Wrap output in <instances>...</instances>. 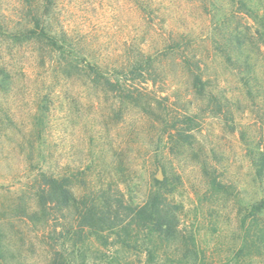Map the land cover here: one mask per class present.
I'll return each mask as SVG.
<instances>
[{
	"label": "rangeland",
	"instance_id": "1",
	"mask_svg": "<svg viewBox=\"0 0 264 264\" xmlns=\"http://www.w3.org/2000/svg\"><path fill=\"white\" fill-rule=\"evenodd\" d=\"M243 1L0 0V78L7 75L0 219L8 264H50L60 244L74 264L83 251L86 264H149L142 240L123 246L103 233L81 246L70 211L52 210L47 222L12 211L20 197L37 209L41 173L70 177L78 193L117 188L134 203L144 201L152 179H167L178 232L168 246L156 244L155 262L182 259L188 249L210 264H264V210L250 216L264 201V0ZM35 17L61 48L12 38ZM233 34L244 42L239 51L229 43ZM180 37L186 41L176 50ZM142 53L156 54L158 69L154 81L137 85L143 102L134 107L84 72V62L111 69ZM182 53L199 71L186 68ZM190 71L201 74L213 102L195 93ZM182 114L196 123L183 147L167 132Z\"/></svg>",
	"mask_w": 264,
	"mask_h": 264
},
{
	"label": "trees",
	"instance_id": "2",
	"mask_svg": "<svg viewBox=\"0 0 264 264\" xmlns=\"http://www.w3.org/2000/svg\"><path fill=\"white\" fill-rule=\"evenodd\" d=\"M242 6H245L243 0H239ZM229 43L237 50H241L244 42L239 35H230ZM16 40H41L46 39L52 47L61 48L57 45L54 35H51L50 29L44 26L41 18L33 19V27L25 28L18 33L12 35ZM185 37H180L174 41L176 50H180L182 42L186 41ZM183 42V43H184ZM186 46V44H185ZM171 48V47H170ZM181 55V62L188 70L191 65L195 66L199 71V66L193 64L192 60ZM229 59V57H228ZM156 54H140L137 58L130 59L124 66H108L98 61L84 62V72L94 85L102 88L104 91L117 92L118 98L127 102L131 107L136 106L139 102H143V95L137 89V85L146 83L150 78L152 81L158 69ZM78 65H76V68ZM192 76V88L195 93L202 99H207L208 103L214 101L213 93L208 89L207 84L202 80L200 73L190 71ZM140 79L138 83L136 80ZM7 81V75L2 74L0 78V86L4 88ZM143 108L150 109L149 102L142 103ZM164 120V119H163ZM38 126L43 125L41 118L36 120ZM195 120L192 116L182 114L178 117H172L168 129L170 139H176L180 146L188 144L189 132L195 126ZM41 184L35 189V199L37 209L25 208L22 197L17 199L15 206L10 208L14 212H23L29 210L28 220L33 222L39 218L41 221H48V214L54 210L56 212H72L79 231L75 233L81 246H90V238L102 237L103 233H107L116 240L117 244L128 246L133 243L136 245L139 240L146 246L149 264H210L204 258H201L193 250L186 249L182 255V259H166L162 262H155L156 244L168 246L174 242L177 236V228L179 225L177 216V207L172 204L168 196L170 194L169 181L164 179L160 181L157 178L152 179L150 189L146 198L141 203L125 201L122 193L116 188L104 189L102 187L93 191V187L89 190L79 192L73 187L70 177L54 176L52 174L41 173ZM264 210V201L252 206L250 216H255ZM39 215V216H37ZM37 218V219H36ZM246 217L242 219L244 225ZM86 233L83 237L82 235ZM147 242V243H146ZM148 244V245H147ZM60 249L55 250L52 255L50 264H74L73 260L65 254L64 245ZM4 243V235L2 233V219H0V264H8V249ZM64 250V251H63ZM80 264L85 263V252L78 254ZM226 264V263H223Z\"/></svg>",
	"mask_w": 264,
	"mask_h": 264
}]
</instances>
